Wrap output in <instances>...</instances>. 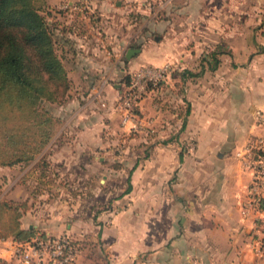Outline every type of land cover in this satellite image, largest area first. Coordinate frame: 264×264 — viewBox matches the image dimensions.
I'll use <instances>...</instances> for the list:
<instances>
[{"label": "crops", "instance_id": "1", "mask_svg": "<svg viewBox=\"0 0 264 264\" xmlns=\"http://www.w3.org/2000/svg\"><path fill=\"white\" fill-rule=\"evenodd\" d=\"M262 3L253 0L245 25V0H59L63 28L95 60L81 63L93 83L62 106L32 183L25 170L13 178L12 197L28 202L22 226L79 240L74 264H264L242 213L246 146L264 135ZM133 16L146 20L134 26ZM132 46L141 51L128 58ZM142 64L170 71L141 101L149 127L131 134L117 103ZM12 242L0 240V256L12 258Z\"/></svg>", "mask_w": 264, "mask_h": 264}, {"label": "trees", "instance_id": "2", "mask_svg": "<svg viewBox=\"0 0 264 264\" xmlns=\"http://www.w3.org/2000/svg\"><path fill=\"white\" fill-rule=\"evenodd\" d=\"M55 28L57 24L36 0H0V165L33 160L54 136L60 118L45 102L61 103L70 84ZM207 55L215 68L220 61L217 51ZM129 78L130 74L126 82ZM261 206L264 208V200ZM27 207V200L0 199V240L27 241L47 235L22 226Z\"/></svg>", "mask_w": 264, "mask_h": 264}, {"label": "built area", "instance_id": "3", "mask_svg": "<svg viewBox=\"0 0 264 264\" xmlns=\"http://www.w3.org/2000/svg\"><path fill=\"white\" fill-rule=\"evenodd\" d=\"M170 71L168 65L142 64L130 73L129 80L121 90L117 108L121 113V125L129 133L149 127V120L140 110V104L151 85H157ZM257 122L264 128V110L256 112ZM189 149L195 144L189 141ZM244 164L252 173L249 191L243 203L244 217L253 218L250 244L256 255H264V135L251 136L244 154ZM74 238V237H73ZM70 235L35 236L27 241L13 239L12 256L25 264H74L81 251L80 243H75Z\"/></svg>", "mask_w": 264, "mask_h": 264}, {"label": "rangeland", "instance_id": "4", "mask_svg": "<svg viewBox=\"0 0 264 264\" xmlns=\"http://www.w3.org/2000/svg\"><path fill=\"white\" fill-rule=\"evenodd\" d=\"M37 4L41 8L42 12H45L47 17L51 16L52 20L54 23L57 24V27L59 30H54L55 32V39L57 40V47L58 51L61 55H63V62L67 71L68 78L70 79V84L66 90V94L63 98V101L61 103L59 102H49L46 101L45 105L46 107L53 112L57 117L60 118V121L54 125L55 133H57V129H59L61 123L66 119V116L62 113V106L67 104L70 100L72 101L73 96H75L78 92H86L88 87H91V84L93 82H90L87 80V82L82 81L80 78L81 73L83 69H81V63L83 62L84 64L87 63L91 65L92 60L95 61L93 58H90L87 56L86 52L79 51V42L80 40L75 37V34L71 35L68 33L67 29L63 28V26L66 25V18L62 17L63 14H65V10L60 11L58 7L59 0H36ZM69 4V3H68ZM69 6V5H68ZM70 7V6H69ZM68 9V8H67ZM253 9V0H245L244 4V11H245V18H244V23L246 25V11H250ZM260 9L263 13L261 22H257L254 26L256 28L261 25H264V3L260 5ZM62 12V14H61ZM133 23L134 26H140L143 24V22L146 20L145 17L137 19L135 16H133ZM155 19V18H151ZM238 22L239 19L237 18ZM235 18H231L228 20V24L234 25ZM261 23V24H260ZM104 37V35H102ZM94 35L90 34L89 38H93ZM153 39H147L148 41H155L154 36L152 37ZM250 35L245 36L243 40H249ZM225 41V40H223ZM78 42V44H77ZM133 42L138 43L139 45L142 43L137 36L133 38ZM225 43H227L225 41ZM80 45V44H79ZM80 47H82L80 45ZM81 49V48H80ZM215 51H218L217 49ZM219 53V52H218ZM84 54V55H83ZM96 56V54H95ZM89 61V62H86ZM82 77V76H81ZM124 88V86H123ZM54 133V136H55ZM132 134V133H131ZM54 136L52 137L51 141L53 140ZM51 141L45 146L43 151L38 154L36 158H39L40 160L35 161L36 158L29 162H23V163H18L14 165H0V199L4 198H10L12 199L11 191L13 190V178L19 173L23 172L22 177H25L23 180L25 184L27 183H32L34 180L35 175L30 174L29 172L31 170H34L37 165L44 164V166L47 164V147L51 143ZM119 153V150L116 151ZM46 162V164L44 163ZM31 169V170H30ZM45 174L44 172H42ZM38 188V186H36ZM15 200H18L16 198H13ZM79 241V240H78ZM0 264H25L24 262L20 261L16 256H12L10 259H6L2 256H0Z\"/></svg>", "mask_w": 264, "mask_h": 264}, {"label": "water", "instance_id": "5", "mask_svg": "<svg viewBox=\"0 0 264 264\" xmlns=\"http://www.w3.org/2000/svg\"><path fill=\"white\" fill-rule=\"evenodd\" d=\"M141 51L140 47H130L127 51V57L128 58H132L134 55H136L137 53H139Z\"/></svg>", "mask_w": 264, "mask_h": 264}]
</instances>
